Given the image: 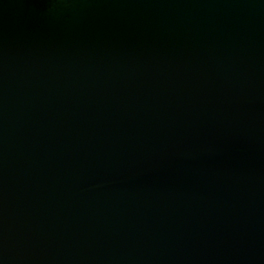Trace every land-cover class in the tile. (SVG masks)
Returning a JSON list of instances; mask_svg holds the SVG:
<instances>
[{"label": "water", "instance_id": "95a60500", "mask_svg": "<svg viewBox=\"0 0 264 264\" xmlns=\"http://www.w3.org/2000/svg\"><path fill=\"white\" fill-rule=\"evenodd\" d=\"M0 264H264V0H0Z\"/></svg>", "mask_w": 264, "mask_h": 264}]
</instances>
